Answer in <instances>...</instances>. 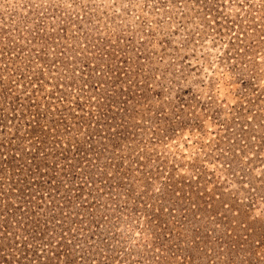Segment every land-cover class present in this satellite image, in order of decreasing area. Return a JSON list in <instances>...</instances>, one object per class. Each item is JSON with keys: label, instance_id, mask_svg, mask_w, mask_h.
<instances>
[{"label": "rangeland", "instance_id": "374dc122", "mask_svg": "<svg viewBox=\"0 0 264 264\" xmlns=\"http://www.w3.org/2000/svg\"><path fill=\"white\" fill-rule=\"evenodd\" d=\"M0 264H264V0H0Z\"/></svg>", "mask_w": 264, "mask_h": 264}]
</instances>
